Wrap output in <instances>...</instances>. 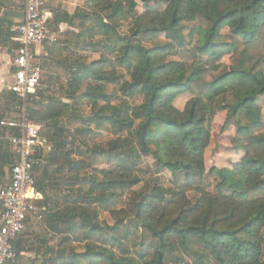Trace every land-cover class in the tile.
I'll return each mask as SVG.
<instances>
[{"label":"trees","instance_id":"trees-1","mask_svg":"<svg viewBox=\"0 0 264 264\" xmlns=\"http://www.w3.org/2000/svg\"><path fill=\"white\" fill-rule=\"evenodd\" d=\"M84 2L72 14L54 10L50 25L78 29L74 46L100 55L90 65L79 64L69 93L75 96L85 82H96L82 95L92 115L83 116L63 98L44 101L39 88L26 108L30 121L44 125L48 149L36 170L43 171L36 188L44 218L60 237L57 248L35 264H184L180 254L197 264H264V0ZM126 24L128 38L121 34ZM187 44L193 46L191 64L169 60ZM116 69H125L130 80L120 84ZM119 95L140 97L142 103L114 106ZM182 96L190 99L179 109L175 101ZM4 97L5 111L22 105L10 91ZM220 113L233 120V149L244 155L232 168H211L216 185L210 191L204 184L206 151L210 122ZM100 130L118 139L103 148L89 138ZM73 133L81 134L77 152L67 149ZM83 151L92 163L104 158L114 170L102 180L80 176L92 166ZM142 158L153 159L156 175L168 171L174 185L167 190L156 181L138 190L132 209L140 222L136 227L127 223L126 210L113 207L118 191L142 183L137 175L123 174L134 173ZM15 160L11 147L0 142V177L10 175ZM50 169L59 176L67 170L75 186H91L76 199L55 202L44 184ZM93 206L109 211L116 223H100L89 211ZM72 235L82 237L85 252L69 248ZM22 239L14 242L17 264L28 251Z\"/></svg>","mask_w":264,"mask_h":264},{"label":"rangeland","instance_id":"rangeland-1","mask_svg":"<svg viewBox=\"0 0 264 264\" xmlns=\"http://www.w3.org/2000/svg\"><path fill=\"white\" fill-rule=\"evenodd\" d=\"M59 2V0H47L46 10L50 11L51 9H61L63 4L61 3L62 5H59ZM65 2L67 3L65 7H71L73 13L77 10V8L85 6L84 0H65ZM25 8V0L18 1V4L16 5V12H25ZM143 11V6L141 3H139V12L142 13ZM16 20L20 21L19 19ZM14 23L16 22L14 21ZM49 29L56 38V41H58L56 44L54 43V45H52L53 43H47L46 50L44 48L42 52L41 62L43 67V77L39 86V92L43 93L44 101H47L50 98H63L64 102L71 103L73 107L83 116H90L93 112L92 107L91 105H88L87 101L84 100L82 95L89 87L94 86L96 82L93 80L85 82L79 93L75 96H71L69 93L71 90L72 79L77 68L79 67V64L85 66L90 65L92 62L99 60L100 55L94 53V51H92V49L89 47L82 49V47L76 48L74 46L73 42L75 39V34L79 32L78 29H67L63 33H60V27L57 30V27L52 26V24L49 25ZM225 32H228V30ZM188 33L189 30H186V34ZM121 34L128 38L130 34V26L126 24L121 29ZM162 37L165 38V35ZM13 56L14 53L12 52V58ZM110 59L114 60L115 56H111ZM55 60H59V66L55 67ZM169 60L181 61L191 64L194 60L193 46L187 44L185 47H177L176 51L170 55ZM225 62L228 63L229 59L226 58ZM106 70L109 71L111 68H107ZM116 70V75L117 78H119L120 84L130 80V75L125 69ZM54 71L56 72V75H53L55 74ZM80 97L82 98L83 102L81 101ZM189 99V96L177 98L175 101L176 107L183 109L187 100ZM7 102V105L10 103L12 104L11 101ZM141 103L142 98L140 97L132 99L119 95L118 99L113 104L117 107L125 105L129 106L130 108H134L139 106ZM260 104L263 106L264 120V99H261ZM5 105L6 99H1L0 114H2L4 118L12 117L18 119L24 112L23 104L20 105L17 110L12 109L13 107H11V109L8 111H5ZM30 105L31 104L27 102L26 108ZM100 105H102V103H100ZM91 128L95 130V125H93ZM210 128L212 131V141L210 147L206 151V173L204 176V184L209 187L210 191H213L215 189L216 179L214 176L209 174L211 168H232L233 164L238 162L244 153H237L236 150L233 149L232 139L236 134V128L233 120L228 121L227 113H220L215 116L210 122ZM2 132L3 131L1 129L0 134ZM73 134L75 138H70L67 141V149H75L77 152L80 148H82V141L79 137L81 134ZM125 137L126 134L123 133L122 136H120V140H124ZM89 138L93 140L95 144H98L103 148H108L112 142L118 139L117 137L111 136L107 131L104 130L95 131L89 136ZM83 152V158L86 160V163L92 164V166L88 170L82 172L80 176L89 179L97 177L98 179L102 180L103 178L108 177L111 171L114 170V168L106 161V159L99 158L98 161L92 163L88 154H85V151ZM75 158L80 159L81 157L75 156ZM41 170L43 169H40V171ZM48 172L50 180L46 181L44 184L46 185L47 193L55 202H58V200H64L63 198L65 196L76 199L78 196L82 195L83 192H86L91 186L88 183H82L78 186L73 185V181L71 180L72 175L70 173L67 174V170L63 175L60 176L54 173L53 169H50ZM42 173L43 171L41 174L37 171L36 178L38 181L43 180ZM123 174L127 175L129 178H133L135 175H137L143 180L140 185L134 187L130 191L117 192L116 203L113 208L115 210H126L130 214L127 223H129L130 219H137L132 210L133 201L139 199L138 190L142 186L145 184H151L153 186L154 183L158 181L161 186L168 190L174 185L172 176L168 171L162 173L161 176L155 174L154 162L151 158H142L141 161L138 162L134 173L128 174L127 172H123ZM5 183L6 179L4 177H0V188H2ZM189 197L193 199L194 194L190 193ZM78 206L79 208H86L85 203H82L81 201L78 202ZM89 211L91 214H95L97 220L102 224L106 223L110 226H113L116 223L110 212L107 210H101L98 207L93 206L89 209ZM1 212L2 209L0 206V216ZM22 237V241H24L28 251L20 256L18 264H35L36 261L41 262L44 259L43 256H47L50 253V250L56 249L60 243V237L56 236V234L50 230L48 223L46 222V218H44L42 222L33 223L27 226L24 233L22 234ZM71 237L74 243L69 248L75 250L77 253L85 252L86 246L85 243L82 242V237H74L73 235ZM129 246V253L133 254L134 249L132 245L129 244ZM56 256L57 253H53V257ZM180 257L185 260L186 264H197L193 259L184 254H180Z\"/></svg>","mask_w":264,"mask_h":264},{"label":"built area","instance_id":"built-area-1","mask_svg":"<svg viewBox=\"0 0 264 264\" xmlns=\"http://www.w3.org/2000/svg\"><path fill=\"white\" fill-rule=\"evenodd\" d=\"M24 19L9 26L12 43L14 80L9 91L24 107L17 118L0 120V142H6L16 156L10 170L9 183L0 188V264H17L18 253L14 242L27 226L42 222L45 217L40 204L42 196L36 188L37 168L43 163L48 149L42 137L43 124L30 121L26 104L36 93L42 77V49L56 42L49 29L53 14L46 10V0H25Z\"/></svg>","mask_w":264,"mask_h":264},{"label":"crops","instance_id":"crops-1","mask_svg":"<svg viewBox=\"0 0 264 264\" xmlns=\"http://www.w3.org/2000/svg\"><path fill=\"white\" fill-rule=\"evenodd\" d=\"M20 0H0V100L4 99V95H7L9 91L10 85L13 83L14 80V69L12 66V52L11 48L12 43L10 42V34H9V26L14 23H20L24 19V12L17 13L16 12V5ZM59 5L61 4V9H66L69 13L72 12V8L65 7L67 3L65 0H59ZM69 3V2H68ZM47 4V0H46ZM71 4V3H69ZM57 9H51L50 12L53 14V11ZM19 19L20 21H17ZM70 27L66 24H62L60 26V33H63ZM44 48L42 49L43 52ZM47 54V53H46ZM48 55V54H47ZM59 60H55V67L59 66ZM54 67V68H55ZM55 72V71H54ZM56 75V72L55 74ZM6 179V186L9 183L10 175L7 172V175L4 177ZM3 186V187H4Z\"/></svg>","mask_w":264,"mask_h":264},{"label":"water","instance_id":"water-1","mask_svg":"<svg viewBox=\"0 0 264 264\" xmlns=\"http://www.w3.org/2000/svg\"><path fill=\"white\" fill-rule=\"evenodd\" d=\"M129 223L133 224L134 226H140V222L137 219H130Z\"/></svg>","mask_w":264,"mask_h":264}]
</instances>
